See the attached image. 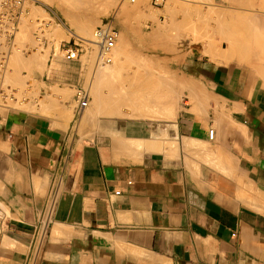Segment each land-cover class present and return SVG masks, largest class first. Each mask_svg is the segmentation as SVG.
<instances>
[{
    "label": "crops",
    "instance_id": "0c3cea01",
    "mask_svg": "<svg viewBox=\"0 0 264 264\" xmlns=\"http://www.w3.org/2000/svg\"><path fill=\"white\" fill-rule=\"evenodd\" d=\"M184 64L191 101L168 120L0 111V264H264V84L243 64Z\"/></svg>",
    "mask_w": 264,
    "mask_h": 264
},
{
    "label": "rangeland",
    "instance_id": "374dc122",
    "mask_svg": "<svg viewBox=\"0 0 264 264\" xmlns=\"http://www.w3.org/2000/svg\"><path fill=\"white\" fill-rule=\"evenodd\" d=\"M122 1L124 2V0H111L109 5H107L103 10H100L98 13H92L89 10H85L83 7H81V9L77 6V9L75 1L73 0H67V3L66 0H27L26 5L28 14L26 17H24V21L21 22L23 24L20 23L18 31L24 32V27L26 26L25 31H30V37L27 40H21L16 36V39H14L16 43H14V49L12 48L11 54L13 55L17 51V48L18 51L21 49L22 51H19L23 54L21 58L24 57V60L26 59L29 62L28 57L33 56L34 52H36V50L38 51V48H41L43 51H48L49 56L46 67H43V69L37 64L31 66L26 61L25 63L22 61L24 64L28 63L26 66H24L23 63L18 65L21 61L17 63V66L12 63L13 61L10 58L5 78V88L8 91L18 90L16 96L17 99L15 102H10V105L14 108L13 110L24 112L39 111L42 114L53 117L55 115V111L59 110L61 113L66 111V114L64 113V117L68 120L70 119L72 128L80 124L79 117L77 115V102L74 99L76 92L75 86H69L65 79H61V81H59L58 79L53 78L52 75L54 73L74 75L80 79L78 86H81L85 89H89L88 87L92 82L93 85H95V82L97 81L94 75L99 74V71L101 72L104 70L106 68V64L97 62L98 47L94 42H90L88 40L94 39V29L107 18H113L114 25L119 32L118 41L116 43V46H118V48L120 47L118 51L123 52L124 49L121 50V48L124 47L126 50L125 53H128H126V56L130 55V58H127L129 59V62L133 61L132 64L136 63L134 66L131 65V70H134V72L139 70L140 73V71H143V69L148 68L146 69L147 74L144 73L145 70L142 72L145 76H149L153 72L154 76L158 75L159 78H165V81L162 79V81L165 82L162 83V86L163 84H165V86L158 87V91L159 89L163 88V90H160V92L163 91V94L165 93L166 95L169 93L170 94L165 97L164 100H161L160 98H162V96L159 93V97H157V99L154 98L155 101L153 102H158V104L163 105L166 104L167 101V103H170V105L167 104L170 106L168 107L169 112L176 113L182 109L184 105L190 103V99H188V101L184 99L185 95H183V90H185V78L182 76L180 70H182V67L185 66L184 62H186L189 57H195L198 54L207 56L210 59L215 60L220 65H227L231 62L243 64L251 70L255 79L264 84V73H262L264 70L262 69V72H258L259 74L255 72V70L262 68L260 63L256 62L255 60L253 61V58L248 57L247 59L245 58L246 56L244 57V55L242 57V51L239 50L237 51H239L238 53H240V55H238L237 51L232 54L225 55L227 52H229V45L234 47V45L231 43V38L234 39L233 37H236L235 39L237 40L241 37H247L245 32H240V30L244 28L243 24H246V27L248 26L251 28V26L255 24L252 21L258 19L260 33L257 35L264 36V0H165L161 6L154 5L153 0H135V2H131V0H125L128 11L126 12V15H121L120 5L123 3ZM59 3L63 5L62 8H59L58 6L56 7V5ZM73 5H75L74 7H76V9L73 7ZM34 11H36L35 13L37 15L33 17ZM217 13L220 15L223 14V16H225V20L228 22L231 21L233 25L238 24V27L242 22L245 23H243V27H239L241 28L239 29L235 28V25V27L232 25V28H230L229 26H231V24L227 22L228 26H221L225 29V31H223V28L221 29L219 26L221 25L220 22H216V19L218 20L217 17L215 18ZM69 16L71 17L72 21L73 18L75 20L77 17L76 19H79L80 22L75 20L73 21L75 23L71 24L72 21L70 20ZM32 18L33 20L35 19V21H33ZM39 22H41V24ZM251 22L252 24H250ZM83 24H87L89 28L87 25L85 26ZM83 26L85 28L87 27L85 32H82L81 30V28H84ZM227 27L229 28L227 29ZM254 27L255 25L252 26L251 29L254 30ZM79 29L81 30L80 32H78ZM157 29L158 31H156ZM255 29L257 28L255 27ZM236 30L239 31L236 32ZM59 31L62 32L60 33ZM126 31H129L130 33H126ZM19 32L16 35L19 36ZM58 32L61 35L58 34ZM154 32L156 34H154ZM51 35L54 36L51 38ZM80 37H83L87 40L80 39ZM73 41L81 43L85 50L81 53L79 59L68 61L63 57V48L68 42ZM239 42H241L240 39L238 43ZM245 43L247 45V42ZM243 44L244 43L242 42V45ZM219 45H221L220 50L218 49ZM29 49L33 51V54ZM219 52H225V54L220 56ZM130 59L132 60L130 61ZM138 63L141 66L143 65L144 68L142 69L143 66H138ZM133 67H136V69L138 67L139 68L136 70ZM148 70L150 71L148 72ZM12 73L15 74L14 77L11 75ZM172 73L174 76H172ZM136 74L137 72L135 75ZM130 75L132 76V73ZM51 80H54L58 84L55 83V87H49ZM124 80L125 82L123 85L127 86L130 81L127 82L126 79ZM108 83L105 80L102 81L101 84L102 86L104 84L103 87L101 86V89H104L102 92L105 94L108 92L107 88H110L109 85L111 82L109 84ZM169 83L170 86L168 85ZM169 87H172V91L174 90V92H172ZM167 89H169V93H167ZM61 91L62 93H65V95L63 94L64 96L61 94ZM90 95L91 101L88 107H91L90 105L93 104L96 105L97 102L91 91ZM131 99L133 100V98ZM127 100L128 99L125 101ZM127 104L129 105V103ZM130 107L131 106L127 107L123 105L120 107L121 109L119 108L121 112L123 111V113L120 111H115L112 113L113 115L111 113L104 114L97 111H92L93 113L91 112L92 114L90 117L94 118V120L106 118H132L163 121L168 120L167 118L171 115L170 113L168 114V112H165L164 114V108L162 109V107H160L159 109L162 112L160 115L159 112H156L158 116L156 113V116L151 113V116L147 115L145 117V114L144 117H134L132 113H128ZM159 109L157 108V110ZM8 111L9 110H4L5 113Z\"/></svg>",
    "mask_w": 264,
    "mask_h": 264
},
{
    "label": "bare ground",
    "instance_id": "6f19581e",
    "mask_svg": "<svg viewBox=\"0 0 264 264\" xmlns=\"http://www.w3.org/2000/svg\"><path fill=\"white\" fill-rule=\"evenodd\" d=\"M64 1V0H63ZM70 1H72V0H70ZM73 1H75V4H76V7L78 6L79 8H81V7H83V8H85V10H89V11H91L92 13H94V12H100V10H103L107 5H109V3H110V1L111 0H73ZM123 2V1H122ZM131 2H132V0H131ZM134 2H135V0H134ZM66 3H67V0H66ZM66 3H64V4H66ZM71 3V2H70ZM73 4V3H72ZM113 4V3H112ZM68 5V4H67ZM127 4H125V0H124V2L123 3H121V5H120V7H121V15H126V12L128 11L127 10V6H126ZM63 7V5L62 4H57L56 5V7ZM66 6V5H65ZM75 5H73V7H74ZM69 7V6H68ZM70 7H71V5H70ZM72 7V8H73ZM76 7H74L75 9H76ZM78 7H77V9H78ZM131 8V7H130ZM35 9V8H34ZM82 9V8H81ZM129 9V8H128ZM132 9V8H131ZM36 10V9H35ZM66 10V9H65ZM84 10V9H83ZM38 11V10H37ZM36 11H34L33 13H34V15H33V17L35 16V15H37L36 13H35ZM32 13V12H31ZM66 16H68V15H66ZM79 16H80V14H79ZM85 16V15H84ZM31 17H32V15H31ZM70 17V16H69ZM69 17H67V18H69ZM218 18V20L216 19V22L218 21V22H220V24L221 25H219L220 27L221 26H223V27H226V26H228V23L229 24H231V26H229L230 28H232V22L230 23V22H228L227 20H225V16H223V14L222 15H220V14H216V16H215V18ZM228 17V16H227ZM36 18V17H35ZM77 18V17H76ZM75 18V20H77ZM79 18V17H78ZM209 18V17H208ZM213 18V17H212ZM215 18H214V20H215ZM250 19H252V18H250ZM253 19H255V18H253ZM32 20H33V18H32ZM70 20H71V17H70ZM74 20V18H73V21H75ZM229 20V19H228ZM22 21H24V20H22ZM33 21H35V19L33 20ZM72 21V20H71ZM72 21V22H73ZM77 21H79V19L77 20ZM241 21H243V20H241ZM71 22V24H74L75 22H73L72 23ZM80 22V21H79ZM228 22V23H227ZM247 22V21H246ZM252 22H254L255 24H253L252 26H254L255 25V27L257 28V29H255V27L253 28L254 30H252L251 28H252V26H251V28L250 27H246V24H243V23H245V22H242L241 23V25L239 26V27H243L244 26V28H242V30H240V32L242 31V32H245L246 33V35H247V37L246 38H244V37H241V38H239V37H237V38H239L240 40H241V42H239L238 43V41H239V39H235L236 37H233L234 39H232L231 38V43L234 45V47H232V46H230L229 45V52H227L226 54H225V52H222V53H220L219 52V55L220 56H223L224 54L225 55H228V54H232V53H234V52H236L237 50H239V51H242L241 52V56L243 57V55H244V57L245 58H247L248 59V57H250V58H253V61L255 60L256 62H258V63H260V65H261V67L262 68H259L258 70H255V72L257 73V74H259L258 72H262V69L264 70V36L262 35V36H258L257 34H259L260 33V31H259V20L258 19H255L254 21H252ZM252 22L250 23V24H252ZM260 22H262V21H260ZM40 24H41V22H39ZM233 23H235V22H233ZM237 23H239V22H237ZM21 24H23V23H21ZM240 24V23H239ZM242 24H243V26H242ZM250 24H248V25H250ZM38 25V24H37ZM78 25V24H77ZM76 25V26H77ZM83 25H85V24H83ZM87 25V24H86ZM85 25V26H86ZM235 25V24H234ZM233 25V27H235V28H239L237 25H235L234 26ZM80 26V25H79ZM88 26V25H87ZM26 27V26H25ZM25 27H24V32H19V36L18 35H16L17 37H19L21 40L23 39V40H27L30 36V31L28 30V28H27V30H28V32L27 31H25ZM36 27V26H35ZM84 27V26H83ZM218 27V26H217ZM223 27H221V29L223 28ZM229 27H227V29L229 28ZM79 28V27H78ZM78 28H77V30H78ZM88 28H89V26H88ZM219 28V27H218ZM241 28H239V29H241ZM246 28V29H245ZM30 29V28H29ZM33 29V28H32ZM31 29V30H32ZM55 29V28H54ZM226 29V30H227ZM244 29H245V31H244ZM57 30V29H56ZM81 30H82V32H85L86 30H87V27L85 28H81ZM80 29H79V31L78 32H80L81 31ZM33 31V30H32ZM156 31H158V29L156 30ZM223 31H225V29L223 28ZM239 31V30H238ZM237 30H236V32H238ZM17 32V33H18ZM60 32V31H59ZM58 32V34H60ZM52 33V32H51ZM153 34V33H152ZM154 34H156L155 32H154ZM153 34V35H154ZM33 35V34H32ZM48 35V34H47ZM55 35H57V34H55ZM61 35V34H60ZM151 35V34H150ZM49 36H50V34H49ZM54 35H51V38L53 37ZM155 37H156V35H155ZM154 37V38H155ZM166 37V36H165ZM153 38V37H152ZM167 38V37H166ZM16 39V38H15ZM80 39H84V40H87V39H85V38H83V37H80ZM236 40V41H235ZM88 41H90V42H94L95 41V39H90V40H88ZM242 42L244 43L243 45H242ZM245 42H247V45H246V43ZM252 42V43H251ZM14 43H16V41H14ZM95 43V42H94ZM127 43V42H126ZM16 45V44H15ZM96 46H97V44H95ZM127 46V45H126ZM37 47H39V46H37ZM20 48V47H19ZM127 48V47H126ZM14 49V48H13ZM39 50L37 51L36 49V52H34V54H33V51H31L30 49V51L32 52V54H33V56H30V57H28L29 58V62L25 59L24 60V57L23 58H21L22 56H23V54L22 53H20L22 50L21 49H19V51H18V48H17V51H16V49H15V53H14V50H13V55L11 54L10 56V58H11V60L13 61L12 63L14 64V65H17V63H19V61H21L18 65H20V64H22L23 62L22 61H24V63H25V61L26 62H28L31 66H34V65H38L39 67H41L42 69H43V67L45 68L46 67V64H47V61H48V56H49V53H48V51H43L41 48H38ZM120 49V47L118 48V46H116L115 45V47L112 49V51H111V56H112V63H110V64H106V68L104 69V70H102L101 72L99 71V74H96V75H94L95 76V78H96V81L97 82H95V85H93V82L90 84V86L88 87L89 89V93H90V91H91V93L94 95V98H96V105H90L91 107H87L86 109H85V111L83 112V114L79 117V123L81 124V125H84L85 124V122H86V120H87V117L88 116H91V114L93 113V112H95V111H97V112H100V113H108V114H112L114 111H120V107H122L123 105H125V106H131L130 107V113H132V115L134 116V117H138V116H140V117H144V115H145V117L148 115V116H151V113L150 112H152V114H154L155 115V113L154 112H156L157 111V109L156 108H160V107H162V109L164 108L165 109V112H168V114L170 113L169 112V110H168V107H170L169 105H170V103H167V101H166V104H158V102H153V101H155V99L154 98H156L157 99V97H159V93H160V95L162 96V98H160L161 100L163 99L164 100V98L165 97H167L170 93V91H169V89H167L168 91H167V93H169L168 95H166L165 93L163 94V91L162 92H160V90H163V88H161V89H159V91H158V87H164L165 86V84H163V86H162V83H165V82H163V81H165V78L163 79V78H159V76L157 75V76H154L153 75V72H152V74L151 75H149V76H145L142 72L144 71V73H146V69H148V68H145V69H143L144 68V66L142 67L139 63H138V66L140 65L141 67H142V69H143V71H140V73H139V70L138 71H136L137 72V74L135 75V73L136 72H134V70H131L132 68V66H134V65H136V63L134 64H132V62H129V59H127V58H130L129 56L130 55H127L126 56V53H125V48L123 47V48H121V50H123L124 49V51L122 52V51H118ZM218 49L220 50L221 49V45H219L218 46ZM34 50V51H35ZM176 50V49H175ZM25 51V50H24ZM23 51V52H24ZM128 51V50H127ZM222 51V50H221ZM239 51H237V53L239 52ZM26 53V52H25ZM95 53V52H94ZM28 54V53H27ZM128 54V53H127ZM238 55H240V53H238ZM136 56V55H135ZM98 57V56H97ZM25 58H27V57H25ZM31 58V59H30ZM133 59V58H132ZM132 59H130V61L132 60ZM10 60V59H9ZM134 60V59H133ZM137 60V59H136ZM250 60V59H249ZM9 63V62H8ZM23 63V65L24 66H26L27 64H24ZM10 64H11V62H10ZM17 65V66H18ZM107 65H108V67H107ZM132 65V66H131ZM257 65H259V64H257ZM130 66V67H129ZM140 67V68H141ZM255 67V66H254ZM260 67V66H259ZM98 68V67H97ZM134 69H136V67H133ZM139 68V67H138ZM137 68V69H138ZM136 69V70H137ZM257 69V68H256ZM261 69V70H260ZM130 70H131V73H132V76L130 75L131 73H130ZM254 70V69H253ZM96 71V70H95ZM133 71V72H132ZM150 70H148V72H149ZM151 71H153V70H151ZM95 73V72H94ZM134 73V74H133ZM157 73V72H156ZM262 73H264V71L262 72ZM147 74V73H146ZM159 74V73H158ZM173 74V73H172ZM172 74H170V75H172ZM13 77H14V75L15 74H11ZM134 75V76H133ZM8 76V75H7ZM172 76H174V74L172 75ZM16 77V76H15ZM9 78H10V76H9ZM11 79V78H10ZM9 79V80H10ZM94 79V78H93ZM124 79H126L127 80V82H129V84L127 85V86H125V85H123V83L125 82V80ZM162 79H163V81H162ZM6 80V79H5ZM8 80V81H9ZM16 80V79H15ZM14 80V81H15ZM22 80V79H21ZM106 80V82L108 83H110L111 82V84L109 85V87L110 88H107L108 90V92L105 94V93H103L102 91L104 90H102L101 89V84H102V81H105ZM17 81V80H16ZM24 81V80H23ZM114 82V83H113ZM126 82V83H127ZM133 82V83H132ZM166 82H167V80H166ZM176 82V81H175ZM179 82V81H178ZM97 83V84H96ZM108 83V84H109ZM174 83V82H173ZM187 84H188V82H187ZM169 86H170V83L168 84ZM172 85V84H171ZM185 86H188V85H186V84H184ZM190 85V84H189ZM103 86H104V84H103ZM102 86V87H103ZM106 86V85H105ZM108 86V85H107ZM189 87H193L192 85H190ZM105 88V87H104ZM165 88H168V87H165ZM164 88V89H165ZM170 88V87H169ZM184 88H186V87H184ZM190 88V90H193V89H191ZM171 89V91H172V87L170 88ZM173 89H176V88H173ZM195 89V88H194ZM21 90V89H20ZM166 90V89H165ZM186 90H187V88H186ZM18 91V90H17ZM172 92H174V90L172 91ZM194 92V91H193ZM196 92V91H195ZM19 93V92H18ZM60 93V92H59ZM162 93V94H161ZM61 94L63 95H65V93L63 92L62 93V91H61ZM66 94H68V93H66ZM157 94H158V96H157ZM23 95V94H22ZM63 95V96H64ZM198 96H200V94L198 95ZM61 97V96H60ZM59 97V98H60ZM124 97V98H123ZM127 97V98H126ZM54 98H55V96H54ZM93 98V99H94ZM131 98H133V100L131 99ZM126 99H128L127 101H125ZM158 101H160V100H158ZM169 101V100H168ZM171 101V100H170ZM54 102V101H53ZM162 102V101H161ZM226 102V101H225ZM124 103H126V104H124ZM127 103H129V105L127 104ZM164 103V102H163ZM61 104V103H60ZM123 104V105H122ZM167 104H169V105H167ZM161 105V106H160ZM172 105V104H171ZM95 106V107H94ZM223 106V105H222ZM221 106V107H222ZM120 108V109H119ZM156 109V111H154ZM161 109V110H162ZM123 110V109H122ZM160 110V109H159ZM158 110V111H159ZM168 110V111H167ZM53 111V110H52ZM55 111V110H54ZM93 111V112H92ZM154 111V112H153ZM157 111V112H158ZM92 112V113H91ZM121 112V111H120ZM64 113L66 114V111H64ZM121 113H123V111L121 112ZM150 115H149V114ZM160 113L161 112H159V115H160ZM222 114H223V111L221 112ZM108 114H106V115H108ZM163 114V113H162ZM161 114V115H162ZM165 114V113H164ZM225 114V113H224ZM223 114V115H224ZM113 115V114H112ZM132 115H130V116H132ZM156 115L158 116V114L156 113ZM155 115V116H156ZM167 115V114H166ZM222 115V116H223ZM227 115V114H226ZM153 116V115H152ZM222 116H221V118H222ZM229 116V115H228ZM175 116H174V113L173 114H171L170 115V117H168V118H174ZM161 118V117H160ZM225 118H227V119H229L227 116H225ZM89 119V118H88ZM154 119H155V117H154ZM91 121V120H90ZM218 121V120H217ZM222 121H223V119L221 120V123H222ZM224 122V121H223ZM223 125V124H222ZM227 125V124H226ZM225 125V126H226ZM80 127V126H79ZM81 128V127H80ZM82 128H83V126H82ZM114 138H116V137H114ZM120 138H122V137H120ZM123 138H125V137H123ZM129 138V137H128ZM128 138H126V139H128ZM126 139H124V140H126ZM133 140H135V139H133ZM137 140V139H136ZM135 142V141H134ZM133 142V143H134ZM169 142H171V141H169ZM164 143H165V141H164ZM198 143V142H197ZM197 143H195V142H193L192 140L190 141V140H185V150L184 151H186V152H188V151H190V154L192 153L191 152V147H193L194 148V150H195V148L196 147H201L203 144H200V143H198V145H197ZM171 144H172V142H171ZM170 144V145H171ZM141 145V144H140ZM143 145V144H142ZM175 145V144H174ZM208 145V144H207ZM207 145H205V146H207ZM123 146V145H122ZM129 146V148H132L133 149V147L135 148V147H137V146H135L134 144L132 145L131 144V146L130 145H128ZM178 146V145H177ZM176 146V147H177ZM120 148V147H119ZM125 148H126V146H125ZM139 148L141 149V147L139 146ZM148 148V147H147ZM201 148H203V146L201 147ZM201 148H199V149H201ZM121 149V148H120ZM135 149H137V150H139L138 148H135ZM174 149H176V148H174ZM190 149V150H189ZM207 149V148H206ZM206 149L204 148V150L206 151ZM169 150V149H168ZM178 150V149H177ZM193 149H192V151H194ZM203 150V149H202ZM198 151H200V150H197V152ZM113 152V151H112ZM170 152V151H169ZM177 152V151H176ZM196 152V151H195ZM202 152V151H201ZM228 152V151H227ZM168 153V152H167ZM178 153V152H177ZM172 154V153H171ZM197 154V153H196ZM203 154V153H202ZM208 154H209V152H208ZM174 155V154H173ZM199 155V154H198ZM218 155V154H217ZM193 156H194V154H193ZM202 156V155H201ZM209 156V155H208ZM208 156L206 157L207 159H208ZM220 156V155H219ZM223 156V155H222ZM227 156V155H226ZM174 157V156H173ZM185 157H186V155H185ZM195 157V156H194ZM210 157V156H209ZM187 158V157H186ZM186 158H185V161H186ZM199 157H197V159H198ZM201 159V158H200ZM191 160V159H190ZM219 160H221L220 158H219ZM218 160V161H219ZM223 160V159H222ZM227 160V159H226ZM189 161V160H188ZM206 161V160H205ZM210 161V160H209ZM218 161H216V162H218ZM228 162H229V159L227 160ZM193 162V161H192ZM208 162V161H207ZM215 162V163H216ZM226 162V161H225ZM231 162V161H230ZM229 162V163H230ZM196 163V162H195ZM186 164V163H185ZM218 164V163H217ZM223 164V163H222ZM228 164V163H227ZM193 166V165H192ZM218 166V165H217ZM230 166H231V164L229 165V167L228 168H230ZM221 167V166H220ZM219 170V169H218ZM191 171V170H190ZM192 172V171H191ZM190 172V173H191ZM226 174V173H225ZM241 179V178H240ZM239 180V179H238ZM242 181V180H241ZM239 187V186H238ZM240 188V187H239Z\"/></svg>",
    "mask_w": 264,
    "mask_h": 264
},
{
    "label": "built area",
    "instance_id": "2783aa9c",
    "mask_svg": "<svg viewBox=\"0 0 264 264\" xmlns=\"http://www.w3.org/2000/svg\"><path fill=\"white\" fill-rule=\"evenodd\" d=\"M27 0H0V111L14 109L10 102L17 99V91H8L5 88V78L14 46V39L19 30L20 23L28 14ZM165 0H153L154 5L161 6ZM134 2V0H132ZM119 37V32L114 25L113 18L105 19L93 31V38L98 47L97 62L102 64L112 63L111 51L115 47ZM85 50L84 46L77 42H68L63 48L65 60L72 61L79 59ZM77 102V115L82 114L89 106L91 95L88 89L77 87L75 92ZM213 130L210 137H213ZM61 180L54 182L50 187L45 210L39 220L40 225H47L54 214L57 206Z\"/></svg>",
    "mask_w": 264,
    "mask_h": 264
}]
</instances>
